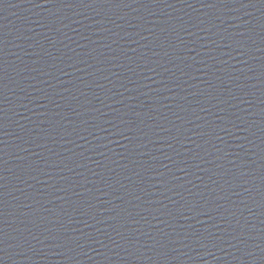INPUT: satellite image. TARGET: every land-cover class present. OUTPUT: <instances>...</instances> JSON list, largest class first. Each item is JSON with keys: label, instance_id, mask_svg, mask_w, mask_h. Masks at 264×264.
<instances>
[{"label": "water", "instance_id": "obj_1", "mask_svg": "<svg viewBox=\"0 0 264 264\" xmlns=\"http://www.w3.org/2000/svg\"><path fill=\"white\" fill-rule=\"evenodd\" d=\"M0 264H264V0L1 8Z\"/></svg>", "mask_w": 264, "mask_h": 264}]
</instances>
